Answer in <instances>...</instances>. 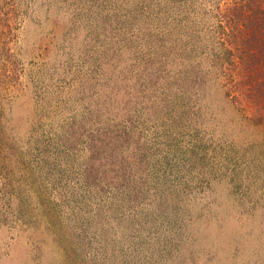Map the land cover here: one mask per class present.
<instances>
[{
	"label": "rangeland",
	"instance_id": "rangeland-1",
	"mask_svg": "<svg viewBox=\"0 0 264 264\" xmlns=\"http://www.w3.org/2000/svg\"><path fill=\"white\" fill-rule=\"evenodd\" d=\"M214 6L0 0V264H264V123L210 65Z\"/></svg>",
	"mask_w": 264,
	"mask_h": 264
},
{
	"label": "trees",
	"instance_id": "trees-1",
	"mask_svg": "<svg viewBox=\"0 0 264 264\" xmlns=\"http://www.w3.org/2000/svg\"><path fill=\"white\" fill-rule=\"evenodd\" d=\"M211 11L219 51L210 65L224 79V97L248 120L264 123V0H215ZM11 64L4 45L1 86L13 79Z\"/></svg>",
	"mask_w": 264,
	"mask_h": 264
}]
</instances>
